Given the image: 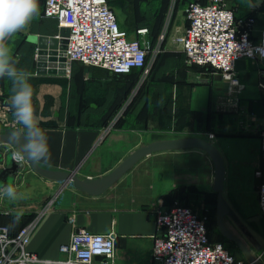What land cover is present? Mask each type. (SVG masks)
Wrapping results in <instances>:
<instances>
[{"label":"crops","instance_id":"obj_1","mask_svg":"<svg viewBox=\"0 0 264 264\" xmlns=\"http://www.w3.org/2000/svg\"><path fill=\"white\" fill-rule=\"evenodd\" d=\"M194 2L206 3V0H108L121 28L130 37H137L139 28L149 29L152 49L157 47L162 35L174 41L173 37L186 30L189 25L186 9ZM45 4L46 0H40L39 16L28 29L9 41L17 66L32 74L36 116L48 136L51 150L48 164L37 162L42 168L67 173L77 171L81 180L100 179L114 171L137 149L155 142L189 138L194 133L206 131L207 139L215 145L221 140L216 139L217 134L210 129L229 124L231 117L227 116L237 114L251 119L255 133L238 137L247 145L241 149V155L246 159L232 161V164L235 172L240 174L254 170L255 177L250 175L247 180H241L240 187L255 186V180H258V191L264 183V160L260 156L258 133L264 123V89L260 86L264 61L240 60L236 69L239 86L222 76L218 79L220 74L196 69L198 65H190L184 53L181 57V53L170 51L162 52L158 60L168 61V72L176 74L180 70L183 79L180 83L176 81L162 87L152 79L140 90L141 69L122 75L101 67H84L83 63L76 61L68 64L65 74L39 73L38 47L33 38L38 35L56 37L61 29L57 19L43 17ZM228 5L235 9L239 19L257 15L252 38L259 39L264 31V0H228ZM152 60L153 57L149 56L150 65ZM154 74L152 77L159 73ZM0 82L9 100L10 82L6 79ZM222 83L227 84L229 90L222 91ZM233 105L239 110L229 109ZM149 106L163 118H149ZM224 106L228 110L223 109ZM187 115L190 118L187 119ZM218 115L224 116L223 124H218ZM249 125L240 117L236 126L248 129ZM19 127L13 128L17 130ZM7 129L0 123V134ZM211 134L215 137L211 138ZM15 151L17 148L10 144H0V170L7 168V156ZM228 154L229 148L225 146L222 155L227 157ZM20 164L22 167L12 175L13 179L0 181V185L12 184L21 196L15 201L0 198V225L9 227L12 234L19 233L38 217L50 200L60 195L59 182L38 173L27 160ZM213 164L201 149L165 150L141 159L99 195L68 188L57 198L56 208L40 221L28 243V250L38 255L39 264H59L64 258L61 247L69 244L74 229L80 228L97 234L116 233L117 264H152L158 211L168 212L177 203L195 210L194 202L187 195L210 187L217 194L218 205ZM227 180L225 176V186ZM225 200L233 215H226L224 223L227 217L240 221L235 206ZM257 203L260 213L258 194ZM72 215L76 218L75 227L69 221ZM216 225L219 235L239 246L248 258L240 245L222 234L217 215ZM258 229L261 230L259 235L264 237V228L259 225ZM247 237L257 250H263L251 231L247 232Z\"/></svg>","mask_w":264,"mask_h":264},{"label":"built area","instance_id":"obj_2","mask_svg":"<svg viewBox=\"0 0 264 264\" xmlns=\"http://www.w3.org/2000/svg\"><path fill=\"white\" fill-rule=\"evenodd\" d=\"M186 16L189 25L179 39L190 65L211 69L239 86L238 62L242 59L264 61V31L259 39L252 38L257 15L239 19L228 0H206V3H191ZM43 17L55 18L61 28L70 30L68 47L64 51L67 64L81 62L115 74L141 69L148 75L149 54L153 51L148 40L149 29L139 28L137 37L131 38L121 28L108 0H46ZM260 86L264 89V72ZM0 123L9 129L17 125L1 82ZM259 133L260 156L264 160V123ZM210 137L215 136L211 134ZM71 187H74L72 182L64 186L60 183L59 196ZM257 194L264 218V183ZM57 198L50 200L38 217L17 234L0 225V264L41 262L35 252L28 250V243L44 215L58 205ZM69 221L76 226L73 215ZM156 221L158 233L153 239L152 264H251L237 261L223 243H212L205 219L185 204L177 203L168 212L158 211ZM116 242L114 232L97 234L75 228L69 244L61 247L64 258L59 264H117Z\"/></svg>","mask_w":264,"mask_h":264},{"label":"rangeland","instance_id":"obj_3","mask_svg":"<svg viewBox=\"0 0 264 264\" xmlns=\"http://www.w3.org/2000/svg\"><path fill=\"white\" fill-rule=\"evenodd\" d=\"M181 34L177 35L176 37H173L174 41H172L173 39H171V41L168 40V36H166L165 34L161 36V40H159L160 41L159 44H157V47L154 48L153 51H151L149 54L150 57H153V60L150 65V71L148 75H144L142 71L141 76H139L140 78H138L139 79L138 87L140 90L143 87H145L148 83L150 84L152 79H154V81H157V83H159V87H162V85H169L171 83L174 84L176 81H178L179 83L181 82L183 78H182V74L180 70L176 72V74L171 71L168 72L167 71V68L169 69V65H167L168 61L166 62L164 61V59L161 61L158 60L159 55L165 51H170V52L177 53V54L181 53V57H183L182 54L184 52L182 51V45L179 39ZM135 37H131V38H135ZM158 63H160L159 66L155 68V66ZM81 65L84 67H93V66H88L85 64H81ZM195 68L198 70L203 69V70L209 71L208 68L206 67H199V66L196 67L195 66ZM156 69H159L157 71V73L159 74L158 76L152 77L153 73H155L154 75H157ZM211 72L213 74V71ZM127 74H131V73H127ZM229 82L232 83L231 81ZM221 87H222V91L229 90L227 84L224 85V83H222ZM222 108L228 110V108L225 106ZM229 109L239 110L234 105L229 107ZM244 116L245 115L241 116L237 114H232V116H227V117H231V121L229 124L224 125V126L222 125L219 127L216 126L215 128L213 127L212 129H210V131L217 134L216 139L221 140V142L219 141L215 143V146L218 149V151L221 153V155H222V151L224 152L225 150V146L229 148V154L227 155V157L222 155V157L226 161V166H227L226 176L228 178V180L226 181L224 196L231 204L235 206V208L237 209L241 217L240 221L237 219H232L231 217H227L225 219V223L227 227L236 236H238L243 242H245L248 245L252 254L255 256L253 257L257 259V264H264V237L259 235V232L261 230L259 229L256 230L259 225L264 228V220L259 213L258 203H257V186H258L257 181L258 180H255L256 181L255 186H248L249 188H244V187L241 188L240 181L247 180V178L250 175L252 177H255L254 170L252 169L250 171L241 172L240 174L238 172H235L236 170L232 164V161H237V160L242 161L246 159V156L241 155V149L243 147H246L247 145L245 144V142L238 140V137H240L243 134H247V133H252V134L255 133V129L254 127H252L251 119H249L248 117H244ZM223 117L219 115L217 116L218 124H223L222 123ZM240 117H243L246 123L250 124L248 129L246 127L239 126L238 128L236 126ZM149 118H154V119L160 118L161 120L163 118V115L161 116V114L158 113L157 110L153 111L152 107L149 106ZM188 118H190V115H187V119ZM206 134H207L206 131H201L198 133H194V135L190 137L200 138V139L209 141L210 139H207ZM181 136H182V133H181ZM255 140L258 141V139H255ZM227 141H229L228 144H227ZM204 153L213 162L212 158L205 151ZM247 158H249V156H247ZM194 192H196V194L192 193L187 196L189 199L191 198L192 201L194 202L192 204L193 208L197 211V213L203 219H205V223H206L210 238L214 240L222 241L225 247L230 251V253L234 256V258L237 261H240L238 259H242L246 261L245 263H251L250 260L247 261L248 258L245 256V254L243 253V251L240 249L239 246L227 241L226 239H223L222 236L219 235V231L216 225L217 194L215 193L214 189L210 187L207 190L206 189H203L201 191L196 190ZM248 231H251V233L256 237V239L262 244L263 246L262 251L257 250L255 245L251 243L250 239L247 237Z\"/></svg>","mask_w":264,"mask_h":264},{"label":"water","instance_id":"obj_4","mask_svg":"<svg viewBox=\"0 0 264 264\" xmlns=\"http://www.w3.org/2000/svg\"><path fill=\"white\" fill-rule=\"evenodd\" d=\"M69 35L70 30L68 28L62 27L60 29L59 35L56 37L38 35L33 38V42L38 47L37 64L39 73H66L68 64L66 62V57L64 56V51L68 47ZM217 78L221 79V75H218ZM15 131L16 129H7L5 133L0 134V144H10L14 148H17V144L12 143L10 139L12 133ZM193 148L204 150L212 158L215 165V190L219 194L217 220L220 231L227 239L241 246L252 264H257V259L251 255L244 243L228 230L224 223V217L226 215H233L231 207L223 196L226 166L221 153L218 151L216 146L209 141L200 138H183L155 142L146 145L133 152L109 175L100 179L87 178L85 180H81L77 175V171L69 173L63 171H52L42 168L37 162H33L31 160L27 161L38 173L62 183V186L68 182H72L73 186L82 192H86L90 195H99L110 188L121 176H123L129 169H131L144 157L159 151ZM21 167V164L17 163V161L13 158V153H10L7 156V168L0 170V181L7 178L13 179L12 175H15L17 171L21 169Z\"/></svg>","mask_w":264,"mask_h":264},{"label":"clouds","instance_id":"obj_5","mask_svg":"<svg viewBox=\"0 0 264 264\" xmlns=\"http://www.w3.org/2000/svg\"><path fill=\"white\" fill-rule=\"evenodd\" d=\"M39 14L40 0H0V80L10 82V110L20 126L10 137L17 144L13 158L18 163L31 160L48 164L51 160L48 136L39 124L34 107L32 74L17 66L9 45ZM0 198L15 201L21 196L12 184H6L0 185Z\"/></svg>","mask_w":264,"mask_h":264},{"label":"trees","instance_id":"obj_6","mask_svg":"<svg viewBox=\"0 0 264 264\" xmlns=\"http://www.w3.org/2000/svg\"><path fill=\"white\" fill-rule=\"evenodd\" d=\"M210 72L212 71L211 69H208Z\"/></svg>","mask_w":264,"mask_h":264}]
</instances>
